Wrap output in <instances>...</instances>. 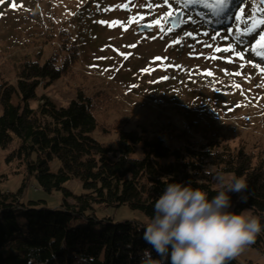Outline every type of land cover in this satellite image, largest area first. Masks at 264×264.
I'll list each match as a JSON object with an SVG mask.
<instances>
[{"label":"rangeland","instance_id":"374dc122","mask_svg":"<svg viewBox=\"0 0 264 264\" xmlns=\"http://www.w3.org/2000/svg\"><path fill=\"white\" fill-rule=\"evenodd\" d=\"M169 3L174 13L183 10L185 18L196 17L198 24L188 22L171 33L161 31L160 27H171L165 23L170 9L164 0H2L0 94L3 88L15 85L24 59L43 63L55 56L63 71L56 79L40 80L36 93L56 106H67L82 91L89 97L96 117L94 136L103 142H113L120 128L158 124L163 130L176 126L177 132L187 128L188 136L203 141L206 139L201 134L214 131L228 147H242L264 159V58L252 51L264 25L254 32L247 31L253 7H261L259 0L255 4L246 0L241 6L245 9L244 19L220 30L208 28L204 22L208 18L203 17L202 22L198 8L190 11V5L184 8L177 0ZM261 15L264 13L257 12V17ZM133 18L134 22L129 23ZM156 19L162 20L160 26L144 29ZM115 21L121 23L109 26ZM229 27L231 33L226 32ZM187 32L193 37L186 36ZM217 32L220 35L216 36ZM229 46L232 51L215 50ZM73 52L76 57L72 61ZM237 53H242L243 59ZM18 101L13 94L11 102ZM124 120L128 125L123 124ZM15 146L13 142L0 148V188L4 191L16 190L22 181L18 160L6 161ZM58 165L56 159L50 163L53 171ZM216 173L214 170L212 186L218 188ZM224 174L226 179L233 176ZM30 183L23 188V200L42 198L54 208L61 204L60 191L50 194L39 189L36 182ZM63 186L75 194L84 191L78 179H70ZM67 200L75 202L72 197ZM241 214L256 217L250 208ZM97 215L111 216L115 221L148 220L126 204L101 207ZM235 259L243 264H264V254L251 245Z\"/></svg>","mask_w":264,"mask_h":264},{"label":"trees","instance_id":"16d2710c","mask_svg":"<svg viewBox=\"0 0 264 264\" xmlns=\"http://www.w3.org/2000/svg\"><path fill=\"white\" fill-rule=\"evenodd\" d=\"M245 1L236 3L242 6ZM196 8L208 18V28L220 30L235 21L228 16L217 22L201 5L188 7ZM75 57L73 52L72 61ZM56 59H24L15 85L0 94V148L15 142L6 161L17 159L22 168L16 190L0 188V264H140L142 250L150 247L142 239L143 226L154 215L155 201L166 184L184 182L211 198L219 188L212 186L214 170L247 181L242 194L246 202L231 193L230 211L241 214L250 208L259 218L262 232L249 245L264 254L263 158L242 147H228L214 131L201 134L203 141L188 136L187 128L177 132L176 126L163 130L158 124L120 128L113 142H103L94 136L96 117L82 91L67 106H56L36 93L40 80L56 79L63 71ZM13 94L19 99L16 104L11 102ZM54 159L59 164L55 171L50 166ZM70 179H78L84 191L75 194L64 187ZM32 181L47 193L60 191L61 204L54 208L42 198L23 200V188ZM69 197L75 202L69 203ZM125 204L148 220L115 221L97 215L101 207ZM229 264L243 263L234 258Z\"/></svg>","mask_w":264,"mask_h":264},{"label":"clouds","instance_id":"9594fccd","mask_svg":"<svg viewBox=\"0 0 264 264\" xmlns=\"http://www.w3.org/2000/svg\"><path fill=\"white\" fill-rule=\"evenodd\" d=\"M207 174V169L205 170ZM217 194L184 182H169L154 204V215L143 226L140 264H229L262 232L258 217L230 211L231 193L246 202L243 177L226 179L216 173ZM155 252V256L152 253Z\"/></svg>","mask_w":264,"mask_h":264},{"label":"snow or ice","instance_id":"6c2138e0","mask_svg":"<svg viewBox=\"0 0 264 264\" xmlns=\"http://www.w3.org/2000/svg\"><path fill=\"white\" fill-rule=\"evenodd\" d=\"M2 2V0H0ZM178 3L182 4L184 8H187L189 5H201L204 9H207V12L211 14V16H214L217 18V22H221V18H225L228 16H232L235 21H241L244 19V13L245 9L241 7L239 4L236 3V0H177ZM242 2V0H241ZM256 0H253V3L255 4ZM164 3L168 5L169 11L166 13V16L169 21H171L172 27L164 28L160 27L161 31H167L171 33L173 31V28L178 27L182 24L188 23V22H195V18L192 16H187L185 18V14L183 10L176 11L175 13L171 10L172 5L169 3V0H164ZM259 3L261 5L260 8H255L253 7L252 14L248 19L251 21L250 26L248 27L247 31L249 33L254 32L259 26L264 25V15H261L257 17V12L259 13H264V0H259ZM12 7H16L15 4L12 5ZM124 7H127V5H124ZM233 7H236L238 10L235 12H232L231 9ZM207 14V13H205ZM203 18V17H201ZM140 19H144L143 16L140 17ZM134 22V18L129 21V23ZM162 20L161 19H156L152 23H150L148 26L153 27V26H160ZM211 22V21H209ZM100 23H108L105 21H100ZM120 21H115L109 23V26H113L115 24H120ZM233 31L232 28H227L226 32L231 33ZM239 31V29H237ZM186 36L188 37H193V33L187 32L185 33ZM204 35H208L207 32L204 33ZM220 35V33H216V36ZM155 38V37H153ZM215 36H213V39ZM174 43H180L179 40L173 41ZM132 47H135V45H132ZM260 49V50H258ZM217 52L221 51H232L231 46L221 49L217 47L215 49ZM252 51L255 52V54L259 57L264 58V31H261L258 33V39L255 40V44L252 45ZM237 56H239L241 59H243L242 53H237ZM215 58V57H213ZM156 59H161V58H156ZM255 67L259 68L260 65L256 64L254 65ZM147 71V70H145ZM262 74H264V69H261ZM240 73H236V75H239ZM207 75L211 76L212 73L208 72ZM163 79H167V77H164ZM236 87H239L237 85Z\"/></svg>","mask_w":264,"mask_h":264},{"label":"water","instance_id":"95a60500","mask_svg":"<svg viewBox=\"0 0 264 264\" xmlns=\"http://www.w3.org/2000/svg\"><path fill=\"white\" fill-rule=\"evenodd\" d=\"M166 23H170L171 24V21L168 20V18L165 20ZM171 27H172V24H171ZM143 28V27H142ZM176 28V27H175ZM144 29L148 30L149 29V26L148 25H144Z\"/></svg>","mask_w":264,"mask_h":264},{"label":"built area","instance_id":"2783aa9c","mask_svg":"<svg viewBox=\"0 0 264 264\" xmlns=\"http://www.w3.org/2000/svg\"><path fill=\"white\" fill-rule=\"evenodd\" d=\"M245 264H253L251 261H247L245 262Z\"/></svg>","mask_w":264,"mask_h":264}]
</instances>
